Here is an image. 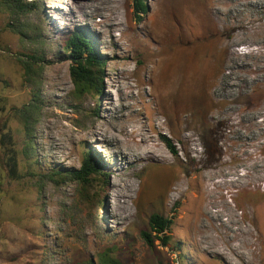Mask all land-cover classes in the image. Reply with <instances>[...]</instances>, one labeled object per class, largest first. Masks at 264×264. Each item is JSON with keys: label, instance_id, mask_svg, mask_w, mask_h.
Segmentation results:
<instances>
[{"label": "rangeland", "instance_id": "obj_1", "mask_svg": "<svg viewBox=\"0 0 264 264\" xmlns=\"http://www.w3.org/2000/svg\"><path fill=\"white\" fill-rule=\"evenodd\" d=\"M39 1V16L16 14L0 4V264H98L104 255L121 264H226L219 254L204 248L202 235L191 224L198 218L200 177L205 173L212 189L218 182L226 184L215 193L217 208L211 211L221 210L223 221L232 218L227 210L234 211L240 226L260 236L257 255L264 264V84L241 72L237 77L249 84L240 82L228 96L209 86L218 74H204L195 78L194 91L185 98L189 92L186 95L183 85L176 83L185 69L196 64L193 57L202 43L216 37L211 38L213 31L202 21L203 0H143L147 13L141 20L134 0H118L122 17L116 22L121 25L113 33L104 26V15L92 6H80L82 0ZM223 3L228 19L224 42L232 45L243 38L256 42L259 31H264V14L253 13L245 0ZM259 4L264 7V0ZM229 23L233 26L227 27ZM81 27L96 37L106 60L103 95L76 93L72 61L63 58L64 41ZM158 49L162 63L151 73L149 54ZM233 49L247 53L257 45ZM25 56L44 58L35 66L34 88L25 83L21 61ZM166 78L169 88L163 85ZM34 90L40 95L42 116L29 159L16 111L34 99ZM137 103L142 104L144 117L160 112L159 122L169 121L172 129L165 128L163 136L175 148V154L167 150L168 156L186 177L183 194H169L173 171L128 162L116 151H106L98 127L111 115L112 123L122 128L132 112L126 107ZM181 118H189L196 132L189 155L178 138ZM4 134L12 136L18 154V178L9 173L1 144ZM93 150L100 155L102 170L85 193L75 183L51 180L55 170L79 169L85 152ZM103 204L105 210L100 208ZM153 214L171 224L167 243L155 239L151 247L142 232H151ZM212 223L217 232L210 231L209 237L224 238L228 250L223 252L230 257L228 232L219 220Z\"/></svg>", "mask_w": 264, "mask_h": 264}, {"label": "bare ground", "instance_id": "obj_2", "mask_svg": "<svg viewBox=\"0 0 264 264\" xmlns=\"http://www.w3.org/2000/svg\"><path fill=\"white\" fill-rule=\"evenodd\" d=\"M260 1L261 0H259V2ZM259 2L245 0L244 4L246 5V7L248 6L253 11V13L254 11L256 12L258 10L259 13L261 12L264 14V7L261 6ZM202 4H204L202 21L207 24V27L213 31V36L216 37L214 39L212 38L213 40L208 44L203 43L200 52H198V55L193 57V61H195L196 64L193 65L191 69H185L186 73H184L182 77H180L179 81L176 82H179L181 86L183 85L184 89H182L184 90V92H186V95L189 92V95L187 97L185 96V98H188L190 95H192L194 91L192 82L195 81V78L200 77L204 74V77L208 75L218 74L219 77H216L217 79H214L212 82H210L209 86L217 88L219 89V91L221 90L227 95H231V93L235 88H237L240 82L249 84V81H243L242 77H237L241 72L248 73L249 75H254L252 82L256 81L258 84H264V31H259L260 37L258 36L259 39L256 42L247 41L243 38V40L236 39L238 41H236L232 45L228 42L226 44L222 35L224 34L223 26L226 25L224 24V21H228V19L226 18V7L224 8L223 0H203ZM81 5L92 6L94 7L93 10L96 13L104 15V26L109 27V33H113L117 29V26L120 27L121 24L116 22L117 20H120L121 16L119 12L120 6L118 0H82L80 6ZM242 5L243 4H241V6ZM243 8L244 7H242V9ZM230 10L228 9V12H231ZM193 16L190 17L193 18ZM196 24H198V22ZM231 24L233 23H229L227 27H232L233 25L231 26ZM159 26L160 23L157 25V27ZM108 30L106 31L108 32ZM187 40L189 43H191L192 41L189 40V38ZM241 44H244L246 46H249L251 44L257 45V50L255 49L247 53H241L239 50L233 49ZM148 46H150L149 43L147 47ZM160 54V49H158L157 51H152V54H149V57L151 55V62L154 64L153 68L151 69V73L158 70V67L162 63L160 60ZM254 65L256 66V69L253 68ZM163 81V85L166 88H169V86L167 85V78ZM198 81L200 80L198 79ZM128 85H130V83H128ZM206 87H208V85ZM129 88L131 87L129 86ZM150 96L154 97L153 90H151ZM143 103L145 110L148 109V105L145 104L144 101ZM141 105L137 103L126 107L127 110H132V112L129 113L127 117H125V120H123L125 123L123 122L124 125L122 128L120 126V129L118 125H116L114 122L112 123L111 115H107L104 118V124L98 127V132H100V135L104 138V141L106 143V151L109 152L114 150L116 151V155H120L124 160H127L128 162H141V164L143 163V166L144 163H146L147 166H156L158 168L173 171L172 184L169 189V194L174 193V196L176 194H183L187 190L185 188V186L187 185L186 177L182 176V172L176 168V162H174L176 160H172L168 156L167 150L172 153L171 149L175 150V148L172 143L169 140V142H167L165 140L166 138L163 136V130L165 128H168V130L172 129L169 125V121L165 120L159 122L160 115L163 116L160 112H151L152 114L149 113V116L144 117V115H142L144 113L139 110V108L142 109ZM192 125L193 124L191 123V120L189 118L184 120H182L181 118L180 126L178 125L179 127L177 128V131L180 134L178 138L184 141V150L187 155H189L190 153L189 147L193 145L192 143L197 142V139H195L196 132ZM122 136L125 137L126 141H123L121 139ZM200 180V205L198 208V218L196 220H193L191 224L196 228V230L198 229L199 233L202 235V240L204 242L202 243L205 246L204 248L207 251L219 254L222 258H224L226 264H262L258 261L257 255V251L260 249V236L256 235L251 229L240 226L238 217L234 216V211L226 209L227 212H229L232 216V218H229L227 221H223L221 219V217L223 216L220 212L221 210L215 212L211 211L213 208H217V200H213L216 198L215 195H217L215 193L218 192L221 188L226 187V184L218 182L214 184V188L212 189L210 184H206V182H210V176L206 175V173L202 177H200ZM218 220L221 222V227L228 232L225 236L228 238L230 257L223 252V250H228L226 248L227 241L225 243L223 241L224 238L218 239V243L217 241L209 237L210 231L213 230L217 232V230H215L216 227L213 226L212 221L214 222ZM209 223L211 225H209ZM192 225H190V227Z\"/></svg>", "mask_w": 264, "mask_h": 264}, {"label": "trees", "instance_id": "obj_3", "mask_svg": "<svg viewBox=\"0 0 264 264\" xmlns=\"http://www.w3.org/2000/svg\"><path fill=\"white\" fill-rule=\"evenodd\" d=\"M0 4L10 7L16 14H32L38 16L41 14L42 5L39 0H0ZM136 16L141 20L143 15L147 13V5L143 0H134ZM14 25V24H13ZM214 36L212 35L211 38ZM208 42V40L203 43ZM202 43V44H203ZM63 58L71 59V78L75 85V92L85 95L94 91L98 95L104 94V70L106 60L99 52L96 37L86 28H78L74 33L70 34L63 43ZM26 60H21L25 70V83L31 88L37 86L35 77V66L44 62V58L36 56H25ZM33 100L24 107L16 111V116L20 120L26 133V149L25 153L29 159H33V151L35 150V134L38 126L41 124L42 104L40 103V95L34 90ZM10 140V144L7 143ZM169 142L167 139H165ZM12 136L10 134L2 135L1 144L5 149L8 157L7 165L9 173L12 177L18 178V154L15 147L11 144ZM172 153H176L171 149ZM96 150L87 151L83 156L82 166L76 170H55L51 175V180L59 183H75L80 185L82 192L90 186L93 176H98L102 170V161ZM89 197V195H88ZM105 210V204L100 206ZM151 232L143 231L142 237L151 246H155V239L163 241L164 244L170 239L166 236L171 222L164 216L153 214L150 218ZM98 264H121L116 258H110L104 255ZM184 260H182L183 262ZM89 264H94L89 262Z\"/></svg>", "mask_w": 264, "mask_h": 264}]
</instances>
